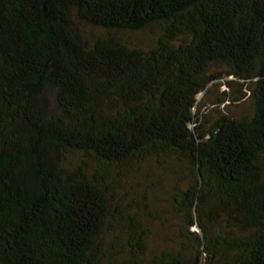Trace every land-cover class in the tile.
<instances>
[{
	"label": "trees",
	"instance_id": "trees-1",
	"mask_svg": "<svg viewBox=\"0 0 264 264\" xmlns=\"http://www.w3.org/2000/svg\"><path fill=\"white\" fill-rule=\"evenodd\" d=\"M143 172L186 223L151 256ZM0 264H264V0H0Z\"/></svg>",
	"mask_w": 264,
	"mask_h": 264
},
{
	"label": "rangeland",
	"instance_id": "rangeland-1",
	"mask_svg": "<svg viewBox=\"0 0 264 264\" xmlns=\"http://www.w3.org/2000/svg\"><path fill=\"white\" fill-rule=\"evenodd\" d=\"M139 36L140 35L135 36V39L133 37L130 39H132V41L140 42ZM237 85L238 84H234L233 89H228L224 85V80L215 82L208 89L207 93L203 96H199V98H201L200 112L206 113L210 120L223 112H228L234 116H241L251 112L252 104L248 98L240 101H232L234 97L238 96L237 90L240 87ZM202 101L204 103H202ZM198 109L199 107L196 110ZM122 184L123 187L120 188V194L127 200V202H130L131 206L136 205L131 201L132 199L134 200L138 198V193L143 189L150 188L154 191L149 193L152 203L148 210H146L148 214L141 219L143 228L148 230V255L151 256L158 253L164 248L180 247L181 239L179 234L181 229L185 230L186 223L184 222L182 215L176 213L171 207L169 196L173 193V181L171 179L168 181L165 179L161 181L160 179L150 177L143 172L141 176L129 175L127 178H124ZM117 191L119 192V189ZM138 206L139 205H137V207ZM144 206L145 202H143L142 207ZM132 210L133 209L130 211ZM149 212L152 213V215L149 214ZM191 230L198 231L196 227H191L190 231Z\"/></svg>",
	"mask_w": 264,
	"mask_h": 264
}]
</instances>
